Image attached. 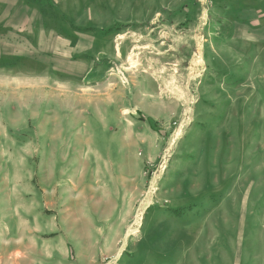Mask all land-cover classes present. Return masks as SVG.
Returning <instances> with one entry per match:
<instances>
[{
    "label": "rangeland",
    "instance_id": "1",
    "mask_svg": "<svg viewBox=\"0 0 264 264\" xmlns=\"http://www.w3.org/2000/svg\"><path fill=\"white\" fill-rule=\"evenodd\" d=\"M0 264H264V0H0Z\"/></svg>",
    "mask_w": 264,
    "mask_h": 264
}]
</instances>
